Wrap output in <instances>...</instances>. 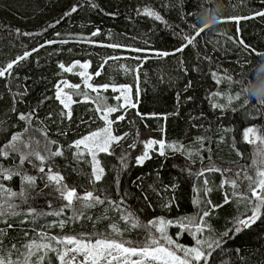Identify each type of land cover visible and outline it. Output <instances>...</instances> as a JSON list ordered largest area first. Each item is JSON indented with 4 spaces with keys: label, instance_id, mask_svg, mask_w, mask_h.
<instances>
[{
    "label": "trees",
    "instance_id": "1",
    "mask_svg": "<svg viewBox=\"0 0 264 264\" xmlns=\"http://www.w3.org/2000/svg\"><path fill=\"white\" fill-rule=\"evenodd\" d=\"M73 6L78 11L67 15ZM146 8L155 10L162 20L145 15ZM260 11H264V0H0V66L45 41H68L40 48L14 67L11 76L0 78V150L8 152L6 157L0 156V166L20 172L11 180L0 178V184L19 193L26 187L23 176L36 177L35 186L27 188L26 203L19 196L0 192V204L6 200L14 203L20 213L7 217L11 229L0 221V229L5 232L0 236V254L10 252L13 261L22 260L24 245L48 242L39 238L41 232L57 238L83 237L93 243L108 237L139 248L147 246L153 237L159 238L160 233L149 222L162 217L173 221L166 228L167 235L183 248L201 247L207 252L209 243L223 237L220 246L211 249L207 262L201 260L200 264H264V208L261 218L250 227L238 233L228 231L252 215L256 201L246 177L257 179V172L264 171V143L256 138L264 137V104L244 90L251 72L255 75L249 89L264 78V16L255 15ZM237 16L251 18L239 22L228 19ZM202 21L210 27L195 35ZM97 29L98 34L92 36ZM193 36L192 44L182 52L176 51L186 43V37ZM113 44L122 47H109ZM159 52L170 55L161 57ZM74 61L90 64L87 69L77 67L72 72L58 67ZM101 64V74L96 76ZM80 72L89 75L88 82L94 86H127L133 103L137 95L139 101L137 108L128 109L125 120L112 124L113 135H128L119 144H112L111 155L98 154L104 176L95 184L90 183V157L85 153L83 160H76V150L68 145L103 129L104 119L92 102L73 103L72 119H64L60 115L63 106L54 98V85L66 81L79 84L77 91L88 92L95 99ZM25 88L27 95H17ZM64 91L72 92L67 87ZM102 96L110 106L119 103L114 99L118 93L110 88ZM72 99L83 98L73 95ZM33 109L30 123L19 119L20 113ZM137 112L157 115L142 119ZM119 115L117 111L109 118L115 121ZM249 128L256 130L254 143L250 136L245 137ZM13 135L20 138L15 142L19 151L8 148ZM200 137L204 138L202 142ZM149 139H163L166 144L183 148H166L165 156L151 151L150 158L139 165L136 158L144 153L143 142ZM133 144L135 147H130ZM58 146H62L64 155L46 159L45 172L51 167L63 175V183L75 188L79 196L93 191L102 199L119 202L123 198L120 210L107 200L92 208L74 201V207L65 209L61 216L52 215L66 201L59 197L54 182L48 183L45 174L38 171L39 160L30 157L31 163L25 160L21 165L20 159L22 152L33 149L47 157L48 150L54 152ZM122 158L127 167L122 165ZM209 168L220 171L200 175ZM231 180L236 181L235 188L226 182ZM205 188L211 191L205 193ZM208 200L222 206L205 218L207 226L202 232L193 235L194 225H188L187 230L179 226L182 218L198 220L210 207ZM166 201H172V206L164 207ZM30 208L36 210L34 214H27ZM76 208L84 216L72 219ZM126 212L134 215L139 226L133 228L131 220L126 224L121 219ZM61 220L66 221L63 228L58 224ZM226 231L228 236L224 237ZM197 239L202 241L199 246ZM161 243L184 258L179 248ZM49 258L50 264H59L55 254L49 253ZM35 260L31 257L30 264Z\"/></svg>",
    "mask_w": 264,
    "mask_h": 264
},
{
    "label": "snow or ice",
    "instance_id": "2",
    "mask_svg": "<svg viewBox=\"0 0 264 264\" xmlns=\"http://www.w3.org/2000/svg\"><path fill=\"white\" fill-rule=\"evenodd\" d=\"M203 2L207 3L208 0H203ZM92 7H95L94 4L91 5ZM78 11L77 6H73L71 11L67 15H71L73 12ZM145 15L152 16L156 20H162V17L152 9H144L143 10ZM111 15H114L111 14ZM255 15L264 16V11H260L256 13ZM251 17H229L228 19L235 20L236 22H239L240 19H248ZM59 23V21H57ZM54 26V25H53ZM210 26L207 25L206 21L201 22V27L196 30L195 35H199L201 32L205 31V29L209 28ZM99 30L97 29L96 32H93L91 35L95 36L97 35ZM22 35H29L28 33H22ZM57 35H59L57 33ZM195 39V36L189 38L186 37V43L182 44L180 48H177V52H182L185 47H187L189 44L193 43V40ZM68 41H45L44 44L39 45L37 48L32 49V51H25L22 55H19L6 64L0 66V78H4L6 76L12 75V70L14 67L20 65L22 61H25L30 57L33 52H38L40 48L46 47L47 45L53 44V43H67ZM91 42V41H89ZM239 44H243L242 40H238ZM109 47H122L121 45L113 44L109 45ZM246 47V46H245ZM134 51H142L141 49H133ZM157 55L164 57L170 55L168 52H159ZM106 63V61H105ZM90 62H84L81 63L80 61H74L70 66H65V64L60 63L58 67L63 70L64 72H72L74 68H81V69H87L89 67ZM103 69V64L100 65L99 70L96 71L95 75L99 76L101 74V71ZM127 70V69H126ZM79 75L83 76L85 79V87L90 89L92 93H95V99H91L88 92H79L77 90L80 89L79 84H70L66 81H58L56 85H54L56 92L54 98L60 102V104L63 106L62 111L60 112V115L67 120L72 119V111H71V105L73 103L78 102H92L94 105H96V111L101 114V117L104 119L106 126L101 129L100 131L91 132L86 136L81 137L78 140L73 141L71 144L68 145L69 149H75L74 152V158L78 161L83 160L85 157V153L90 157V159L87 161L92 165V179L90 183L95 184L96 182H99L103 176H104V168L100 165V161L97 159V156L99 153L103 152L106 154L111 155V148L112 144H119L121 140H123L128 133H124L123 135L116 136L113 135L111 132V125L113 123H118L119 121H123L126 119L127 111L129 108H137L138 106V95L137 100L134 103L129 102V96L128 92L130 89L128 87H117L112 86V90L114 92L120 93V95L115 96L114 99L118 101L116 105H108L104 97L102 96V92H106L110 85L109 84H103L94 86L91 83H88L87 81L91 78L89 75L80 72ZM255 73L251 72L250 76L251 78L245 83L244 90L247 92L249 97H253L258 99V101L261 104H264V96H260L257 93L251 91L247 86L250 82V80L254 77ZM219 82V81H217ZM64 87H67L72 90L71 93L64 91ZM19 96H25L27 95V88L24 89L23 92L17 93ZM78 95L81 96L82 100H73L72 96ZM15 102V97L13 98ZM45 99H48V97H45ZM191 99V97H189ZM215 107H222L221 105H214ZM15 110V109H13ZM117 111L121 112V115L116 117V120L113 121L109 117L111 114L116 113ZM35 115V109H33L31 112L25 114L20 113L19 119L28 121L29 123L32 120V117ZM137 115H140L141 118H145L146 115L156 116L157 114H141L137 112ZM51 118V114H49V119ZM164 119H167V116L165 115L163 117ZM164 129L161 128V132H163ZM103 133V135H102ZM46 134V133H45ZM65 134V133H62ZM249 135H252L253 137H256V130L249 128L245 132V137H248ZM258 139H261V142L264 143V137H256ZM18 135H13L12 142L8 145V148L12 151H19V149L16 148L15 142L19 140ZM201 142L203 141V137L198 138ZM252 143L255 142V140L250 141ZM52 144H56V141H51ZM145 145V151L143 154L138 156L136 158V163L139 165H142L145 161V159L150 158L148 155L149 150H156L158 151L160 156H165V149H173V150H179L183 148V145H174V144H166V142L163 139L156 140V139H149L145 142H143ZM158 145V148L156 146ZM27 145H25V148ZM130 147H135V144L130 145ZM8 152L4 150H0V156H7ZM64 152L62 150V146H58L57 149L53 152L51 150H48V156L41 155L39 151H36L33 149L32 151H25L21 154L20 164L22 165L25 160H29L31 163L30 157H35L37 160L41 162L40 166H38V171L40 173H44L47 177L48 183H53L56 186V191L59 193V197L66 201V203L60 208L59 211H56L52 213V215L55 216H61L64 213L65 209L73 208L74 207V201L79 202L83 205V207L92 208L97 204H105L107 198H101L100 195H94L93 191H86L83 196H79L77 194V191L75 188H69L66 184L63 183L64 176L60 175L58 172H53L52 168L49 167L47 172H45V167L43 166L46 159H51L55 156H63ZM122 165L124 167H127V164L122 158ZM205 171H220V169L215 168H209L201 171L200 175H204ZM20 175V172L17 169L14 168H4L0 166V178H3L5 180H11L13 176ZM257 179H253L250 176H247L246 179L249 180L248 190L251 194V197L255 198V204L252 208V215L248 216L244 219H241L238 221L237 225L228 231H231L233 233H238L243 228L250 227L252 224H254L258 219L261 218V209L264 208V171H258L257 172ZM237 176H239V173H237ZM42 179L44 177H41ZM23 180L25 181V188H22L19 193L11 192L9 189H5L3 184H0V192L5 193L7 196L15 197L19 196L20 199L23 202H27V188H31L35 186L36 177L34 176H23ZM227 183H230L233 188L237 186L235 180L226 181ZM118 183V181H117ZM208 181L205 180L204 184L207 185ZM48 184L45 185L47 187ZM174 187V186H173ZM205 193L210 192V188L204 189ZM229 202V198L226 195L225 196V203ZM107 203L110 205L116 207L118 210H120V206L124 204L123 198L119 201H111L107 200ZM207 204L210 206L208 210H203L202 214L200 215L198 220H194L191 217L182 218L179 221V226L188 229V225H194L193 235H196L197 233H200L203 231V227L207 226L205 218L209 217L215 209L221 207L222 205H214L210 200L207 201ZM51 206V205H49ZM164 207L168 208L172 206V201H166L163 205ZM18 208V205L11 203L9 201H5L4 204H0V221L5 223L7 225V228L11 229L13 227L12 224L7 222V217L9 216H18L20 215L19 212L16 211ZM35 209L30 208L28 210L29 215L35 213ZM76 216H74L72 219H79L84 216L83 211L80 208H76ZM43 214V213H41ZM121 219L125 221L126 224L129 223L131 220V227H137L139 226L138 221L135 219L134 215L131 212H126L121 216ZM66 221L61 220L58 222L59 227L63 228ZM172 220H165L164 218H157L156 220L150 221L149 225L151 228L155 229L158 233H160L159 238L153 237L150 241V243L147 246L142 247H134L131 246L130 242L127 241H117L115 239H111L108 237H101L97 238L95 242H91L88 240L85 242V238L83 237H70V236H64L61 238H57L55 236H48L46 233L41 232L39 234V238L41 240L48 241L47 243H36L35 241L24 245L25 252L23 254L22 260L13 261L11 259V253L7 254H0V264H30V258L35 256L36 260L34 264H46V258H49V253L55 254V259L59 261V264H129V260L131 257H136L137 259L132 260L131 264H142V261H146L147 264H157V262H162V264H198L201 260H204L207 262L208 257L211 256V249L213 246L219 247L221 241L223 240V237H221L220 240H215L213 243L208 244L209 251L205 252L202 250L201 247H193V248H183L176 244V242L167 235L166 228L169 225H172ZM113 231L119 233V229L116 225H112ZM228 231L224 233V237L228 236ZM5 234L4 229H0V236H3ZM179 235V233H178ZM161 241H166L167 245H173L175 248H179V250L183 253V257L176 255V251L169 250L168 247L164 246V244L161 243ZM128 244L129 246H125ZM196 244L199 246L202 244V241L200 239L196 240ZM63 246V247H61ZM71 246V247H69ZM16 246L13 244L12 249H15ZM0 250H2V243H0ZM19 255V252H17ZM77 256L83 257L80 261H77ZM50 259H48L47 264H50Z\"/></svg>",
    "mask_w": 264,
    "mask_h": 264
},
{
    "label": "rangeland",
    "instance_id": "3",
    "mask_svg": "<svg viewBox=\"0 0 264 264\" xmlns=\"http://www.w3.org/2000/svg\"><path fill=\"white\" fill-rule=\"evenodd\" d=\"M88 82V81H87ZM89 83V82H88ZM118 87H127V86H118ZM110 89H112V86H110L109 87ZM129 88V87H128ZM130 89V88H129ZM118 93V92H117ZM118 95H120V93H118ZM128 96H129V102L130 103H133V97H132V94H131V89H130V91L128 92ZM104 123H105V121H104ZM105 126H106V124H105ZM104 126V127H105ZM111 127H112V125H111ZM111 132H112V130H111ZM102 135H103V133H102ZM250 137H251V139H252V141H253V137H252V135H249ZM156 148H158V145L156 146ZM151 151H154V150H149L148 151V155H149V153H151ZM61 247H63V246H61ZM69 247H71V246H69ZM81 259H83V257H81V256H77V261H80ZM135 259H137L136 257H131L130 258V260H129V264H131V261L132 260H135ZM101 264H103V262H101ZM142 264H147V262L146 261H142ZM157 264H162V262H157ZM198 264H200V262H198Z\"/></svg>",
    "mask_w": 264,
    "mask_h": 264
},
{
    "label": "clouds",
    "instance_id": "4",
    "mask_svg": "<svg viewBox=\"0 0 264 264\" xmlns=\"http://www.w3.org/2000/svg\"><path fill=\"white\" fill-rule=\"evenodd\" d=\"M251 91L257 93L260 96H264V78L257 80L252 86Z\"/></svg>",
    "mask_w": 264,
    "mask_h": 264
},
{
    "label": "water",
    "instance_id": "5",
    "mask_svg": "<svg viewBox=\"0 0 264 264\" xmlns=\"http://www.w3.org/2000/svg\"><path fill=\"white\" fill-rule=\"evenodd\" d=\"M252 141V140H251Z\"/></svg>",
    "mask_w": 264,
    "mask_h": 264
}]
</instances>
